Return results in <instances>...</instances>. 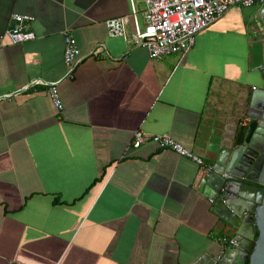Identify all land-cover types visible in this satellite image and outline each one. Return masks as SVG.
Returning <instances> with one entry per match:
<instances>
[{"label": "crops", "instance_id": "obj_1", "mask_svg": "<svg viewBox=\"0 0 264 264\" xmlns=\"http://www.w3.org/2000/svg\"><path fill=\"white\" fill-rule=\"evenodd\" d=\"M132 5L142 28L144 0H0V33L18 13L35 35L0 48V264H194L230 248L197 163L130 142L168 134L214 163L264 86V4L230 6L158 59L131 41ZM119 17L124 32L110 35ZM65 30L79 49L71 75Z\"/></svg>", "mask_w": 264, "mask_h": 264}, {"label": "water", "instance_id": "obj_2", "mask_svg": "<svg viewBox=\"0 0 264 264\" xmlns=\"http://www.w3.org/2000/svg\"><path fill=\"white\" fill-rule=\"evenodd\" d=\"M260 17L264 29V7ZM259 40L264 51V35ZM256 68L264 77V54ZM248 104L240 123L242 138L234 136L214 152L212 170L198 183L238 245L219 258L202 256L194 264H264V86L252 92Z\"/></svg>", "mask_w": 264, "mask_h": 264}, {"label": "built area", "instance_id": "obj_3", "mask_svg": "<svg viewBox=\"0 0 264 264\" xmlns=\"http://www.w3.org/2000/svg\"><path fill=\"white\" fill-rule=\"evenodd\" d=\"M264 4V0H144L143 15L146 24L140 28L136 19L135 8L132 5L135 33L131 41L146 47L151 58H161L167 54L185 51L193 46L196 33L219 18L232 5L248 6L254 2ZM34 18L26 14L13 13L11 24L0 33V48L30 40L35 37L28 29V24ZM126 17L112 18L105 21L110 35L124 32ZM63 61L68 67L66 75H71L79 49L74 36L65 30L63 34ZM56 82L48 86V96L55 108L60 110L62 102L59 97ZM146 142H153L159 148H169L175 152L190 157L199 167V177L212 170V165L198 155L190 152L168 134H151L143 130L133 133L130 146L139 147ZM222 246L236 247L238 241L232 235L216 237Z\"/></svg>", "mask_w": 264, "mask_h": 264}, {"label": "trees", "instance_id": "obj_4", "mask_svg": "<svg viewBox=\"0 0 264 264\" xmlns=\"http://www.w3.org/2000/svg\"><path fill=\"white\" fill-rule=\"evenodd\" d=\"M243 133H244V128L241 127L240 125H238L237 126V131H236V134H235V140L236 141H240V139L243 136Z\"/></svg>", "mask_w": 264, "mask_h": 264}, {"label": "rangeland", "instance_id": "obj_5", "mask_svg": "<svg viewBox=\"0 0 264 264\" xmlns=\"http://www.w3.org/2000/svg\"><path fill=\"white\" fill-rule=\"evenodd\" d=\"M144 24L142 23L141 27L143 26Z\"/></svg>", "mask_w": 264, "mask_h": 264}]
</instances>
